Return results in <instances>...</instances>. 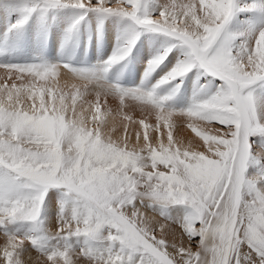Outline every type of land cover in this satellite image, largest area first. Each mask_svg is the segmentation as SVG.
Here are the masks:
<instances>
[{"label": "snow or ice", "instance_id": "snow-or-ice-1", "mask_svg": "<svg viewBox=\"0 0 264 264\" xmlns=\"http://www.w3.org/2000/svg\"><path fill=\"white\" fill-rule=\"evenodd\" d=\"M0 59V264H264V0H0Z\"/></svg>", "mask_w": 264, "mask_h": 264}, {"label": "rangeland", "instance_id": "rangeland-1", "mask_svg": "<svg viewBox=\"0 0 264 264\" xmlns=\"http://www.w3.org/2000/svg\"><path fill=\"white\" fill-rule=\"evenodd\" d=\"M8 61H10V62H22L19 58H16V57H15V59L12 57L11 59H8ZM1 62H4V61L1 60ZM3 71H4L3 69H0V80H1V82L3 80ZM3 82H4V80H3ZM135 84H136L135 82L134 83L131 82V83H129L128 86H134ZM181 93L183 95H185L186 97L191 98L192 86L189 84L188 80H185L184 86H182V88H181ZM179 100H180V96L177 97V101H179Z\"/></svg>", "mask_w": 264, "mask_h": 264}, {"label": "bare ground", "instance_id": "bare-ground-1", "mask_svg": "<svg viewBox=\"0 0 264 264\" xmlns=\"http://www.w3.org/2000/svg\"><path fill=\"white\" fill-rule=\"evenodd\" d=\"M57 50H58V48H57ZM87 57H88V59H89V62L90 63H92V64H95L96 62H97V59L99 58L98 57V54H97V56H93V53H92V50L91 49H89L88 50V52H87ZM12 57H9L8 59H11ZM14 59H15V57H13ZM1 60L2 59H0V62H1ZM3 61V60H2ZM19 61V60H18ZM8 62H10V61H8ZM129 67H132L131 65H129ZM141 71H142V68H141ZM128 76V72H125V77H127ZM132 83H136V84H138L139 83V77L138 76H136L135 75V70H133V79H132V81H131ZM0 83H3V80H2V82H1V80H0Z\"/></svg>", "mask_w": 264, "mask_h": 264}]
</instances>
